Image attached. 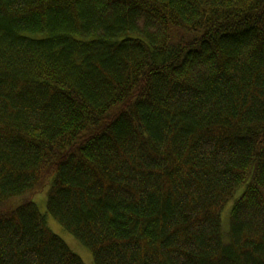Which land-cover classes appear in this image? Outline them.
<instances>
[{
  "label": "trees",
  "instance_id": "16d2710c",
  "mask_svg": "<svg viewBox=\"0 0 264 264\" xmlns=\"http://www.w3.org/2000/svg\"><path fill=\"white\" fill-rule=\"evenodd\" d=\"M48 178L94 264H264V0H0V264H84Z\"/></svg>",
  "mask_w": 264,
  "mask_h": 264
},
{
  "label": "rangeland",
  "instance_id": "374dc122",
  "mask_svg": "<svg viewBox=\"0 0 264 264\" xmlns=\"http://www.w3.org/2000/svg\"><path fill=\"white\" fill-rule=\"evenodd\" d=\"M51 178L45 181V184L42 185L39 189L34 190L27 194L25 197L29 198L37 206L39 212L44 216L46 224L48 227L57 235H59L72 249L83 260L84 264H94L92 254L88 248L80 243L72 234L67 232L47 211L46 202L47 194L50 187ZM241 190L237 192L239 194ZM19 199V198H18ZM19 199V200H21ZM234 198H231L223 207L221 211V220L224 229H226L229 220V214L232 207Z\"/></svg>",
  "mask_w": 264,
  "mask_h": 264
}]
</instances>
